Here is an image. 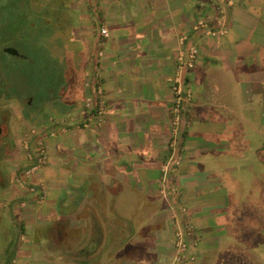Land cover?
Instances as JSON below:
<instances>
[{
	"label": "crops",
	"instance_id": "1",
	"mask_svg": "<svg viewBox=\"0 0 264 264\" xmlns=\"http://www.w3.org/2000/svg\"><path fill=\"white\" fill-rule=\"evenodd\" d=\"M230 1L227 32L211 37L192 26L202 18L215 26L216 0H73L79 17L70 33L77 50L71 66L77 74L60 82L65 95L49 94L37 109L32 100L25 114L48 158L34 173V184L44 188L41 199L19 197L27 206L15 264L172 263L174 221L160 194V169L169 154L168 79L178 52L191 44L199 55L186 76L192 100L172 179L194 227L195 259L186 264H256L241 247L235 221V176L251 166L253 150L242 153L233 135L241 133L238 86L245 102L258 98L264 116V52L253 47L255 38L264 44V0ZM96 70L104 122L88 128L68 123L90 94L85 75Z\"/></svg>",
	"mask_w": 264,
	"mask_h": 264
},
{
	"label": "rangeland",
	"instance_id": "2",
	"mask_svg": "<svg viewBox=\"0 0 264 264\" xmlns=\"http://www.w3.org/2000/svg\"><path fill=\"white\" fill-rule=\"evenodd\" d=\"M72 3L73 0H61L60 3H48L41 8L34 4L32 17H20L22 10L15 14L8 12V15L5 11L0 12V43L7 39L9 45L24 55H4L0 65V94L6 93L12 98V102L2 101L0 108L8 106L13 111L9 137L15 145L14 157L5 165L13 176L10 186L0 188V264H15L19 260L22 239L18 237L15 223L23 221L21 212L27 205L25 200L22 203L18 201L21 195L33 193L30 188L35 187L34 174L20 177L29 187L17 176L27 166L22 144L24 134L35 129L25 125L24 114L31 111L26 99L31 98L33 105L38 106L49 94L63 96L66 93L60 82L77 74L71 66L77 59V50L75 47L73 49L70 33L71 28L77 26L79 16L71 10ZM255 41L260 39L255 38L254 44L252 42L255 50L264 52V44L258 45ZM237 90L240 95L241 133L233 135L234 141L240 142L242 153H246L250 147L253 154L251 166L243 168L240 177L235 176V200L238 201L235 221L241 227L236 233L241 239V247L248 252V261L264 264V116L256 96L247 103L243 100L241 87L238 86ZM247 121L254 124V131H248ZM225 137H232V134H225Z\"/></svg>",
	"mask_w": 264,
	"mask_h": 264
},
{
	"label": "built area",
	"instance_id": "3",
	"mask_svg": "<svg viewBox=\"0 0 264 264\" xmlns=\"http://www.w3.org/2000/svg\"><path fill=\"white\" fill-rule=\"evenodd\" d=\"M229 5H231L230 0H216V4L212 5L217 13L215 26L212 27L209 24V18H202L194 22L192 30L211 37L224 35L227 32L225 28L226 11L224 7ZM100 35L107 37V29L101 27ZM198 55V48L194 44L189 45L185 50L179 51L174 74L168 79L172 94L169 108V154L160 169L159 190L160 194L169 201L174 221L173 244L176 253L171 264H186L195 259L190 253V239L193 237L194 227L188 219L187 208L178 204V192L172 183V179L182 160L181 130L183 114L186 106L192 100V91L190 85L186 82V76L195 67ZM101 57L102 52L99 51L97 58ZM84 84L91 90L90 94L84 99L78 110L66 118V121L68 123H75L78 127L82 128L90 126L98 127L102 125L106 116V101L99 81L98 71L96 70L91 74L87 73ZM37 135L38 133L35 129H30L24 134L22 142L28 165L25 171L27 177L33 175L47 163L48 155L45 142ZM38 190L42 196L44 188L41 184L30 188V191L36 194ZM41 196L38 198L39 200Z\"/></svg>",
	"mask_w": 264,
	"mask_h": 264
},
{
	"label": "flooded vegetation",
	"instance_id": "4",
	"mask_svg": "<svg viewBox=\"0 0 264 264\" xmlns=\"http://www.w3.org/2000/svg\"><path fill=\"white\" fill-rule=\"evenodd\" d=\"M60 1L61 0H0V12L5 11L7 12L6 14L8 15V12H13V14H15L16 11L22 10L23 13L19 14L20 17H32L33 8L35 6L41 8L48 3L57 4L60 3ZM0 17H2L1 13H0ZM4 55L24 57V55L21 54L16 47L8 44L7 39L3 41V44L0 43V65H1V58ZM1 82H2V78L0 76V85ZM2 101L12 102V98L8 97L6 93H3L0 94V104L3 103ZM12 117H13V111L10 107L5 106L0 108V188L2 189H6L10 186L13 177L11 173L8 171V169L5 168V165H7L6 163H9L12 160L15 153L14 142L12 141V138L9 137V130L11 127Z\"/></svg>",
	"mask_w": 264,
	"mask_h": 264
},
{
	"label": "trees",
	"instance_id": "5",
	"mask_svg": "<svg viewBox=\"0 0 264 264\" xmlns=\"http://www.w3.org/2000/svg\"><path fill=\"white\" fill-rule=\"evenodd\" d=\"M6 95H7L8 97H11V96H9L8 94H6ZM26 100H27V101H26V104H27V107H28V103H29L30 101H32V99H31V98H27ZM32 104H33V103H32ZM33 106H34V105H33ZM38 106H39V105H38ZM38 106H34V108L37 109ZM24 118H25V114H24ZM26 118H27V117H26ZM25 120H26V119H25ZM27 168H28V165L25 166L24 168H22L20 173H19V172L17 173L18 179H19L21 182H23L24 184H25L24 179H21L20 177L24 176L25 171L27 170ZM20 174H22V175H20ZM25 186L29 187L27 184H25ZM40 194H41V192L38 190V191H37V196L40 197V196H41ZM18 202H20V200H19ZM15 225H16V227H17L18 237L21 238V236L24 235V224H23V222L20 221V222H16ZM7 250H8V249H7ZM7 250H6V251H7Z\"/></svg>",
	"mask_w": 264,
	"mask_h": 264
}]
</instances>
